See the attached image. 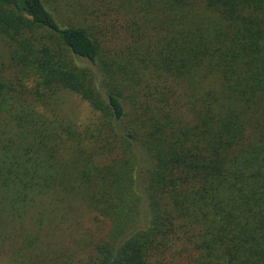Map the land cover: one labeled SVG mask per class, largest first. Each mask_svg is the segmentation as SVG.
Here are the masks:
<instances>
[{
	"label": "trees",
	"instance_id": "16d2710c",
	"mask_svg": "<svg viewBox=\"0 0 264 264\" xmlns=\"http://www.w3.org/2000/svg\"><path fill=\"white\" fill-rule=\"evenodd\" d=\"M0 41V264H264V0H0Z\"/></svg>",
	"mask_w": 264,
	"mask_h": 264
},
{
	"label": "rangeland",
	"instance_id": "374dc122",
	"mask_svg": "<svg viewBox=\"0 0 264 264\" xmlns=\"http://www.w3.org/2000/svg\"><path fill=\"white\" fill-rule=\"evenodd\" d=\"M3 54L4 48L0 41V56ZM59 98L61 101L58 109L59 114L66 121L81 124L91 115L89 106L79 96L69 92H62L59 94ZM70 216L67 220L68 222L65 221L66 223L62 222L51 226L52 228L47 232V237L44 240L45 245L50 243L52 249H65L72 248L73 246L70 244L73 241H83L86 235H91L93 240L103 237L102 233L105 228L99 222L96 223L94 221L93 215L75 208ZM77 230H80L78 235H76Z\"/></svg>",
	"mask_w": 264,
	"mask_h": 264
}]
</instances>
